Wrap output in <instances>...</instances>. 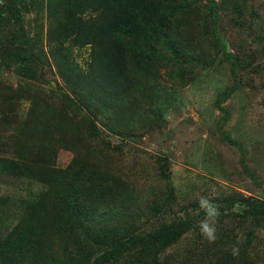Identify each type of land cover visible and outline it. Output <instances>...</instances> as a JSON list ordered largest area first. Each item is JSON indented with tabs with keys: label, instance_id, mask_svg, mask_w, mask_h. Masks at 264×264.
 I'll return each mask as SVG.
<instances>
[{
	"label": "trees",
	"instance_id": "1",
	"mask_svg": "<svg viewBox=\"0 0 264 264\" xmlns=\"http://www.w3.org/2000/svg\"><path fill=\"white\" fill-rule=\"evenodd\" d=\"M32 11L46 14L50 58L27 22ZM258 19L247 0H0V117L13 139L0 176L37 187L25 197L0 196V264H259L251 251L264 229V196L220 188L208 197L221 212L217 239L201 236L184 263L169 253L200 233L199 200L175 212L171 198L157 196L148 213L172 208L174 215L144 230L138 186L110 161L121 145L108 140L137 136L145 118L159 121L166 107L147 105L159 104L165 75L181 85L224 63L236 79L251 55L233 53L219 30L249 29ZM86 47L79 68L72 50ZM41 82L51 90H37ZM23 101L32 105L20 119ZM60 150L72 154L63 168L56 166ZM156 164L170 186L167 160Z\"/></svg>",
	"mask_w": 264,
	"mask_h": 264
},
{
	"label": "rangeland",
	"instance_id": "2",
	"mask_svg": "<svg viewBox=\"0 0 264 264\" xmlns=\"http://www.w3.org/2000/svg\"><path fill=\"white\" fill-rule=\"evenodd\" d=\"M247 3L259 16L254 25L251 23L250 28L244 30L224 25L219 30L220 42L233 53L251 55L236 79L231 78L224 63L200 69V74H192L181 85L165 75L158 82L163 89L159 104L147 105L149 111L161 104L166 107L159 121L152 126L151 119L145 118L143 126L137 125V136L124 141L108 139L113 147L121 145L110 161L123 177L130 176L138 186L141 210L146 212L142 217L144 230L170 221L174 210H190L202 196L214 197L220 188V193L227 190L245 196H264V23H260L264 20V0H247ZM26 19L31 22L32 32L37 30L43 39L42 49L52 57L46 39V14L32 11ZM260 35L262 40L256 38ZM88 54V47L73 48L72 57L79 68L85 67ZM44 74V80L50 82V72ZM6 79L14 85L18 82L13 74L6 75ZM50 88L43 82L37 86V90L44 92ZM31 105L30 101L21 102L20 119L27 116ZM2 118L0 157H12V126L2 127ZM106 151L111 153L109 148ZM56 158V166L63 168L72 154L60 150ZM160 158L167 160L170 186L162 180L157 167ZM30 190L35 191L37 187L26 180L0 176V196L25 197ZM157 196L160 200L171 198L174 210L160 208L166 209L163 215L148 213L150 210L145 207L152 204L149 203L152 199H158ZM201 236L200 233L187 235L169 254L176 253L184 263L190 261L192 256L185 253L196 243L206 241L203 236L201 241ZM242 238L240 241L244 243L245 236ZM253 245V257L264 264V229L259 231Z\"/></svg>",
	"mask_w": 264,
	"mask_h": 264
},
{
	"label": "clouds",
	"instance_id": "3",
	"mask_svg": "<svg viewBox=\"0 0 264 264\" xmlns=\"http://www.w3.org/2000/svg\"><path fill=\"white\" fill-rule=\"evenodd\" d=\"M199 208L204 212V219L199 222V229L201 235L210 243H214L217 239V227L221 216L220 208L207 196L200 197ZM233 257L239 256V248L233 246L231 249Z\"/></svg>",
	"mask_w": 264,
	"mask_h": 264
}]
</instances>
